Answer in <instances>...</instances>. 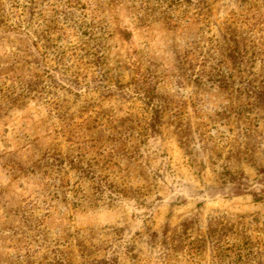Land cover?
Wrapping results in <instances>:
<instances>
[{
  "label": "rangeland",
  "instance_id": "374dc122",
  "mask_svg": "<svg viewBox=\"0 0 264 264\" xmlns=\"http://www.w3.org/2000/svg\"><path fill=\"white\" fill-rule=\"evenodd\" d=\"M0 264H264V0H0Z\"/></svg>",
  "mask_w": 264,
  "mask_h": 264
}]
</instances>
